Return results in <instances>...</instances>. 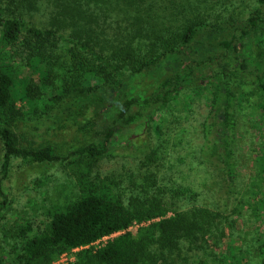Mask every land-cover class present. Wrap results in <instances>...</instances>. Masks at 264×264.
Segmentation results:
<instances>
[{
  "label": "trees",
  "instance_id": "trees-1",
  "mask_svg": "<svg viewBox=\"0 0 264 264\" xmlns=\"http://www.w3.org/2000/svg\"><path fill=\"white\" fill-rule=\"evenodd\" d=\"M227 1L0 0V219L12 158L48 163L74 156L82 167L79 196L55 206L44 228L19 227L18 243L0 231V264H52L74 249L67 264H264V150L250 178L255 202L239 200L236 188L244 102L261 115L264 132V0L245 15L226 13ZM54 83L56 93L46 96ZM202 89L209 98L201 153L216 159V183L225 182V192L196 204L200 194L190 185L163 184L166 175L157 172L169 140L139 155L144 169L137 180L131 176L127 193L121 180L90 178L89 164L101 157L140 154L158 112L181 93ZM66 109L83 117L75 124L84 135L67 155L15 130L28 116L58 120ZM90 111L93 118L85 115ZM179 200L192 204L172 207ZM247 209L258 222L251 235L238 227Z\"/></svg>",
  "mask_w": 264,
  "mask_h": 264
},
{
  "label": "rangeland",
  "instance_id": "rangeland-1",
  "mask_svg": "<svg viewBox=\"0 0 264 264\" xmlns=\"http://www.w3.org/2000/svg\"><path fill=\"white\" fill-rule=\"evenodd\" d=\"M213 1L218 0H207V7ZM255 1L228 0L223 8L226 13L235 12L245 15L249 7L255 5ZM44 17L46 16L40 13L38 19H44ZM115 17L116 15H113L112 18ZM100 23L102 26L107 25L104 22V17H100ZM113 24L116 25L115 22ZM63 47L61 45L60 49L65 51L66 48ZM18 62L22 63L20 60ZM27 76H31L30 73ZM39 78L40 76H36L35 80H39ZM56 85L54 83L46 86L44 88L45 95L55 94ZM178 98L172 100L166 108L158 112L152 122L148 139L139 147L140 154L134 152V154L129 155L124 154L122 151L116 155L101 157L89 164L90 178L96 180L98 177L100 179L111 177L121 180L123 189L127 193L132 184L131 176L135 180V177L142 174L141 169H144L140 162V156L149 151L151 146L160 144L162 140H169L171 146L165 154L168 156H165L160 170L157 172L160 178L162 173L166 175L165 180L160 179L163 184H170L173 181L190 185L200 194L196 204H206L205 201L210 202L214 191H216V197L220 191L225 192L227 189L225 182L222 185L216 183L219 176L216 167L212 163L216 159L211 157V154L207 156L201 153V145L204 142L202 124L208 113L207 100L209 92L202 89L200 94L189 92L182 95L181 93ZM185 100L190 101V105L185 106L183 104ZM24 103V101L18 102L19 105ZM74 108L76 109V107ZM66 111L69 112H66L58 120L54 117L36 118L28 116L17 123L15 130L34 142L35 145L50 143L56 147L58 153L67 155L84 142V135L83 131L79 129V125L75 124V117L78 121H83V117L80 118L76 112L71 114L68 109ZM85 115L92 118L94 116L92 111L87 112ZM261 123V115L253 113L252 108L244 102L243 107L237 112V133L240 149L236 188L239 200L249 198L251 203L255 200L250 192V178L257 167L258 153L264 150V132L260 127ZM157 129L163 132L161 137L158 135ZM200 154L202 158L208 160L207 165L199 161L198 156ZM3 155L4 150L0 139V177ZM73 158L74 156H69L66 160L62 159L48 163H31L20 157L12 158L8 177L3 180L2 184L9 202L6 208L1 210L4 216L0 219L1 234L8 242L14 243L17 241L13 236V232L21 226L31 224L34 230L44 228L50 221V214L55 206L63 205L79 196L81 191L79 179L82 167L78 166V160L72 162ZM2 199L3 196L0 195V202ZM237 201V199H234L229 208ZM191 204L192 201L190 203L186 200H179L176 204L171 202L172 207L178 208L188 207ZM259 223L262 222L259 221ZM238 224V227L251 235L258 222L254 221L250 209H247L243 216V224L241 221ZM138 226V224H133L130 227L134 236L137 235ZM104 241L105 239L97 241L95 245H99ZM77 250L74 249L71 252L62 254L52 264H67L75 259Z\"/></svg>",
  "mask_w": 264,
  "mask_h": 264
},
{
  "label": "built area",
  "instance_id": "built-area-1",
  "mask_svg": "<svg viewBox=\"0 0 264 264\" xmlns=\"http://www.w3.org/2000/svg\"><path fill=\"white\" fill-rule=\"evenodd\" d=\"M106 238H107V237H105V238H103V239H105V240H106Z\"/></svg>",
  "mask_w": 264,
  "mask_h": 264
}]
</instances>
